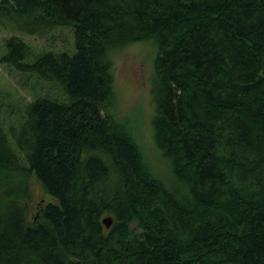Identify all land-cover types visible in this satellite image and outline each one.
<instances>
[{
    "label": "trees",
    "instance_id": "trees-1",
    "mask_svg": "<svg viewBox=\"0 0 264 264\" xmlns=\"http://www.w3.org/2000/svg\"><path fill=\"white\" fill-rule=\"evenodd\" d=\"M0 28L73 38L2 43L33 97L0 120V264H264V0H0ZM147 40L161 172L112 114L110 53Z\"/></svg>",
    "mask_w": 264,
    "mask_h": 264
},
{
    "label": "rangeland",
    "instance_id": "rangeland-1",
    "mask_svg": "<svg viewBox=\"0 0 264 264\" xmlns=\"http://www.w3.org/2000/svg\"><path fill=\"white\" fill-rule=\"evenodd\" d=\"M11 35L21 37L30 45L34 54L59 50L71 51L72 49L73 38L69 28L54 30L43 38L31 37L13 29L0 28V55L3 49V40ZM156 55L157 47L151 40L133 43L110 53L116 93L112 114L127 131L134 130L145 150L148 161L161 172L164 170V164L154 151L150 124L154 112L151 91L153 88V60ZM18 79L19 76L14 71L8 70L0 64V120L3 127L8 126L10 121L17 122L19 118L18 109L23 104L21 99L24 98L29 101L33 97L19 89ZM41 92L45 93V90L42 89ZM50 93L57 95L59 91L52 89ZM12 108L13 110H11ZM167 177L168 174L164 173L163 179ZM32 191L34 196L33 208H36L43 200H48L47 195L36 181L32 183ZM34 212L35 210L30 213L31 217Z\"/></svg>",
    "mask_w": 264,
    "mask_h": 264
},
{
    "label": "water",
    "instance_id": "water-1",
    "mask_svg": "<svg viewBox=\"0 0 264 264\" xmlns=\"http://www.w3.org/2000/svg\"><path fill=\"white\" fill-rule=\"evenodd\" d=\"M102 223L105 224V228L108 229L112 223V220L110 217H106L102 220Z\"/></svg>",
    "mask_w": 264,
    "mask_h": 264
}]
</instances>
